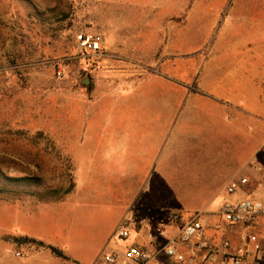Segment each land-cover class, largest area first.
Instances as JSON below:
<instances>
[{"label": "rangeland", "instance_id": "rangeland-1", "mask_svg": "<svg viewBox=\"0 0 264 264\" xmlns=\"http://www.w3.org/2000/svg\"><path fill=\"white\" fill-rule=\"evenodd\" d=\"M183 3V11L167 21L153 57L119 60L104 54L94 68L87 69L74 37L96 30L89 27L91 18L110 19L108 23L117 25L115 32L125 35L122 46L133 53H148L157 41L155 29L147 25L148 20L142 22L141 11L134 12L132 0H0V230L10 227L17 212L38 207L36 222L25 229L78 262L96 264L115 247L112 237L117 222L107 214L108 206L95 203L97 211L75 217L51 212L50 203L85 198L78 161L80 135L96 126L93 119L111 114L112 98L118 96L116 87L126 82L125 93L131 83L152 88L159 85L178 105L183 99L190 115L193 109L189 104L197 97H202L203 107L209 103L208 93L201 91L203 82L215 78L209 72L221 67L254 74L264 68V58L259 56L264 52V0ZM194 4L200 8H193ZM101 32L109 43L110 29ZM146 38L147 43L134 42ZM121 51L132 54L127 49L117 52ZM118 66L134 70L119 79L101 73ZM86 79L87 85L83 84ZM220 104L230 111L227 117L232 133H242L241 148L237 142L229 151L235 163L236 157L250 159L256 152L263 154L264 146L262 151L256 148L262 142L257 116ZM132 105L122 107V115L155 112ZM239 118L241 124L235 122ZM110 130L112 124L102 132ZM172 168L164 174L168 183L175 184L182 179V165L176 163ZM157 174L153 173L152 184ZM2 240L9 241L8 237Z\"/></svg>", "mask_w": 264, "mask_h": 264}, {"label": "crops", "instance_id": "crops-1", "mask_svg": "<svg viewBox=\"0 0 264 264\" xmlns=\"http://www.w3.org/2000/svg\"><path fill=\"white\" fill-rule=\"evenodd\" d=\"M132 1L136 8L134 12L142 13V22L148 20L147 25L155 29L153 35H156L157 41L154 40L150 50H147L148 53H133L130 48L122 46L125 35L119 36L115 32L117 25L108 23L111 22L110 19L104 20L97 16L91 18L89 27L96 29L93 32L104 36L105 56L114 55L119 60L150 59L161 46V36L166 32L165 25L169 18L185 8L184 0ZM192 7L200 8V5L194 4ZM102 29H110L109 43L105 39V33L101 32ZM134 42L147 43V38ZM122 48L132 54L117 52L119 49L124 50ZM259 56L264 58V52ZM130 68L118 66L101 73L119 79L130 75L134 70ZM208 75L215 78L208 84L203 82L201 91L208 93L206 98L209 103L203 107L202 97H197L198 100L189 104L193 109L190 115L185 111L183 99L178 105V102L169 98L168 92L159 85L152 88V85L131 83L128 85V92L124 93L122 89L125 88L123 84L126 82L119 84L116 87L118 96L112 98L111 114L93 119L96 126L89 127L80 135L78 161L80 186L86 190L85 198L63 199L64 201L50 203V211L57 210L61 216L66 213L68 216L74 214L75 217H80L97 211L93 206L95 203H101L108 206L106 212L116 220V229L130 217H149L159 221L167 211L181 212L184 217L199 212L208 244L219 246L222 241H227L230 249L235 251L244 234L241 227L225 224L215 230L214 225L220 220L219 212L226 200L249 197L264 205V68L256 69L252 74L247 70L237 73L220 67ZM222 102L228 107H239L243 111L246 110V114L250 112L257 116L262 127V142L256 148L263 154L256 152L250 159L240 157L239 160L234 155L235 163L229 151L236 147L237 142L241 148L243 137L241 130L239 134L232 133L230 118L227 117L230 111L220 104ZM132 104H138L140 108L145 109L153 108L155 112L145 116L122 115V107L130 108L134 106ZM235 122L241 124L242 119H236ZM111 124L112 130L103 133V128L107 129ZM176 163L182 165V179L175 184L168 183V176L164 173L172 171V165ZM155 172L158 174L152 184ZM238 179L247 181L239 185L233 194H228L226 187ZM24 200L38 204L34 199ZM38 209L36 207L17 212L15 219L9 223L10 227L0 230L1 237H8L9 240L26 237L41 241L44 245H51L34 236L31 229L24 227L36 222L35 213H38ZM247 231L255 236L256 242L264 252V216L257 218ZM2 238L0 264H60L57 260L61 259L53 256L47 248L35 245H31V248L27 244L19 246L24 251V258L5 255L3 248L9 241L5 242ZM114 244L115 247L111 251L122 250L121 243L114 241ZM63 253L70 260L61 261L86 264L72 259L65 251ZM244 264L251 263L246 260Z\"/></svg>", "mask_w": 264, "mask_h": 264}, {"label": "built area", "instance_id": "built-area-1", "mask_svg": "<svg viewBox=\"0 0 264 264\" xmlns=\"http://www.w3.org/2000/svg\"><path fill=\"white\" fill-rule=\"evenodd\" d=\"M74 41L87 69L94 68L105 54L104 36L101 33L82 31L75 35ZM58 75L62 76V73L59 71ZM246 181L238 179L230 182L226 192L233 194ZM262 216L263 203L249 197L223 202L220 220L214 229L219 230L225 224L241 227L244 234L235 251L230 249L227 241H222L219 246L208 244L199 212L184 217L181 212L167 211L159 221L149 217H130L123 221L112 237L122 244V250L100 256L96 264H244L246 260L251 264H264V252L255 236L247 231ZM23 244L9 241L4 254L24 258V251L19 248Z\"/></svg>", "mask_w": 264, "mask_h": 264}, {"label": "trees", "instance_id": "trees-1", "mask_svg": "<svg viewBox=\"0 0 264 264\" xmlns=\"http://www.w3.org/2000/svg\"><path fill=\"white\" fill-rule=\"evenodd\" d=\"M17 180L19 181V180H21V179H16V181H17ZM52 200H57V199H52ZM14 240H15L16 242H18V243L31 244V245H35V246H37V247H45V248H47V249L50 251V253H51L53 256H55L56 258H59V259H61V260H66V261L70 260L69 257H67V256L63 253V251L60 250L59 248L54 247V246H51V245H44V243L41 242V241H36V240H34V239H30V238H26V237H24V238H22V237H15ZM73 264H78V263H76L75 261H73Z\"/></svg>", "mask_w": 264, "mask_h": 264}, {"label": "water", "instance_id": "water-1", "mask_svg": "<svg viewBox=\"0 0 264 264\" xmlns=\"http://www.w3.org/2000/svg\"><path fill=\"white\" fill-rule=\"evenodd\" d=\"M88 82H89V80H88V79H86V80L83 82V84L87 85V84H88ZM9 241H10V242H13V241H14V238H11Z\"/></svg>", "mask_w": 264, "mask_h": 264}]
</instances>
